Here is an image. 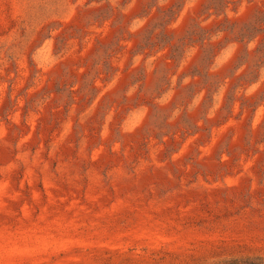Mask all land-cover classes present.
Returning <instances> with one entry per match:
<instances>
[{
	"label": "rangeland",
	"instance_id": "obj_1",
	"mask_svg": "<svg viewBox=\"0 0 264 264\" xmlns=\"http://www.w3.org/2000/svg\"><path fill=\"white\" fill-rule=\"evenodd\" d=\"M0 264H264V0H0Z\"/></svg>",
	"mask_w": 264,
	"mask_h": 264
}]
</instances>
